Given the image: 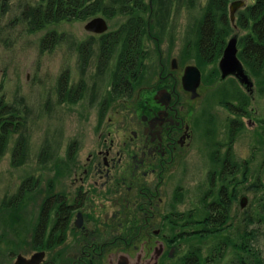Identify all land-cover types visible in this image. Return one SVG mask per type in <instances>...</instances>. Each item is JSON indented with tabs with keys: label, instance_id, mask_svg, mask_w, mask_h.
I'll use <instances>...</instances> for the list:
<instances>
[{
	"label": "rangeland",
	"instance_id": "obj_1",
	"mask_svg": "<svg viewBox=\"0 0 264 264\" xmlns=\"http://www.w3.org/2000/svg\"><path fill=\"white\" fill-rule=\"evenodd\" d=\"M231 1L225 8L227 23L216 25L218 43L221 42L224 49L228 39L238 32L240 51L242 37L251 33L252 21L246 8L254 0H244L245 6L236 11V29L229 20ZM23 2L8 0L11 7L0 14V109L14 122L0 142V264H12L16 253L26 255L38 248L27 245L24 239L28 212L35 210L34 201H37L41 187L53 176V168L64 167L74 148L84 146L91 129V115L108 93L106 87L112 78L111 67L119 45L116 43L110 51L107 49L99 62V40L96 35L83 30L85 21H57L29 31L18 16V8ZM135 4L136 7L129 3L123 10H133L134 6L141 19L135 26L146 28L138 40L141 39V47L146 50L143 61L148 67L151 68L156 60L155 42L160 49L168 45L178 51L184 45L189 50H196L200 23L209 0H135ZM118 11L115 6L110 17H102L107 30L114 32L120 27L121 35L130 25L126 22L127 17ZM44 36L47 42H52L48 47L40 46ZM219 57L214 59L216 65ZM245 68L253 81L251 92L242 90L234 77L219 84V90H226L223 98L231 100L237 107L243 105V114H233L223 104L215 110L216 139L223 145L217 156L223 159L229 153L222 152L230 146L233 168L225 160L221 166L212 163L207 145L202 144L200 154L196 155V161L185 177L180 206L186 210L190 208L192 213L186 228L182 226L189 230L186 236L189 243L178 240L177 254L168 264H182L184 253L188 249L190 253L192 245L198 246L204 256L216 242L222 241V230L209 232L206 236L212 229L211 224L201 222L208 213L204 203L218 202L221 192L225 198L232 196L230 213L235 223L245 206H249L251 216L256 215V208L260 209L257 198L264 194V68L257 73ZM59 78H62L60 86ZM68 90L72 91L68 94ZM231 119H237L239 127L229 137L227 122ZM213 170L219 177L215 185H210L208 174ZM258 181L262 188L255 193L251 185ZM242 196L248 198L244 207L240 206ZM185 223L188 222L185 220ZM248 226L256 235L251 243L264 246V221H250ZM212 234L217 235V241L212 240ZM224 260L225 255L213 264H222Z\"/></svg>",
	"mask_w": 264,
	"mask_h": 264
},
{
	"label": "flooded vegetation",
	"instance_id": "obj_2",
	"mask_svg": "<svg viewBox=\"0 0 264 264\" xmlns=\"http://www.w3.org/2000/svg\"><path fill=\"white\" fill-rule=\"evenodd\" d=\"M83 30L98 38L100 62L111 50L109 44L115 45L109 42L116 31L107 30V25L102 32ZM233 36L237 46L238 32ZM156 43L152 67L143 61L140 80L116 89L127 93L115 97L107 93L98 102L84 146L74 148L64 167L53 168L34 201L35 210L28 212L24 231L26 244L40 247L20 254L29 257L42 251L37 264H168L177 254L178 240L189 243V230L183 227L192 213L180 208L185 177L203 143L212 163L221 166L225 160L233 168L230 146L222 152L229 153L223 159L217 156L223 145L216 139L215 110L223 104L233 114L245 111L243 105L223 98L226 90H219V84L234 77L242 90L251 92L253 85L233 74L222 76L218 62L223 49L216 65L214 59L208 61L184 45L174 51ZM239 52L237 46V57L252 81ZM61 82L59 78V86ZM227 123L230 137L239 126L237 119ZM208 176L215 185L219 173L213 170ZM230 200L228 195L225 201L232 211ZM212 202L204 203L205 211ZM189 254L188 249L182 258Z\"/></svg>",
	"mask_w": 264,
	"mask_h": 264
},
{
	"label": "trees",
	"instance_id": "obj_3",
	"mask_svg": "<svg viewBox=\"0 0 264 264\" xmlns=\"http://www.w3.org/2000/svg\"><path fill=\"white\" fill-rule=\"evenodd\" d=\"M229 0H209V6L206 8L204 17L199 27V38L196 45V50L204 56H207L208 61L215 59L222 51V43H218L216 25L226 24V5ZM132 3L135 7V0H24L18 8V16H20L26 28L29 31L39 29L46 24L63 21V20H80L86 21L95 16L110 17L113 14V8L116 6L119 9V14L127 17L126 22L130 25L127 30H123L121 35L120 27L116 31L114 44L119 43L116 53L115 62L111 67V87L108 90L110 97L120 96L128 90H116L119 87L132 85L143 69V58L145 53L141 47L140 33L146 28L137 27V21L141 23L140 17L133 6L130 11H125L128 4ZM116 4V5H115ZM115 5V6H114ZM11 5L8 0H0V14L4 11L8 12ZM144 8L150 11L149 7ZM248 10V18L251 23V35L243 37V43L239 52L240 59L244 62V66L249 70L257 73L259 69L264 68V0H254V2L246 8ZM135 20V22H134ZM131 22H134L133 25ZM119 35V36H118ZM46 36L41 38L40 46L48 47L52 43L47 42ZM48 43V44H47ZM113 44H109L112 49ZM63 91V90H62ZM68 90L66 93H70ZM63 93V92H62ZM3 107V105H2ZM6 112L0 109V142L3 141L7 132L11 130V124L14 122L7 118ZM255 193L262 188L260 181L257 184H252ZM262 191V190H261ZM218 202L213 201L207 207V210L217 211L219 215L211 212L207 213V217L201 222L212 227L206 233L218 232L222 230V241L216 242L212 246L209 254L202 256L199 247L191 246L190 254L184 259L182 264H213L216 260H220L225 255V260L222 264H264V246L251 243L255 238L254 230L249 228L250 221H264V194L258 197V206L256 215L249 212V206H245L241 210V216L238 217L237 223L231 218V209L225 201V196ZM215 215V216H214ZM206 231V229H205ZM213 241H217V235H211ZM38 246V245H37ZM40 247V245L38 246Z\"/></svg>",
	"mask_w": 264,
	"mask_h": 264
},
{
	"label": "water",
	"instance_id": "obj_4",
	"mask_svg": "<svg viewBox=\"0 0 264 264\" xmlns=\"http://www.w3.org/2000/svg\"><path fill=\"white\" fill-rule=\"evenodd\" d=\"M246 4L244 0H233L229 3V18L231 22H234L235 12L239 8ZM83 28L91 32H102L106 29V23L102 17L95 16L87 20L83 24ZM219 68L222 72V76L228 74L235 75L241 82H245L246 85L252 86V81L248 78L247 74L244 72L242 64L237 57V46L236 37H231L224 49L223 54L218 62ZM196 80L199 78V74H196ZM247 202V197L242 196L240 199V206H245ZM42 257V251H35L29 257H25L20 253H16L12 261V264H37ZM123 264V263H120Z\"/></svg>",
	"mask_w": 264,
	"mask_h": 264
},
{
	"label": "bare ground",
	"instance_id": "obj_5",
	"mask_svg": "<svg viewBox=\"0 0 264 264\" xmlns=\"http://www.w3.org/2000/svg\"><path fill=\"white\" fill-rule=\"evenodd\" d=\"M245 6V5H244ZM228 8H229V5H228ZM237 11V10H236ZM236 13V12H235ZM229 20H230V18H229ZM234 20H235V18H234ZM231 23H234V22H231Z\"/></svg>",
	"mask_w": 264,
	"mask_h": 264
}]
</instances>
